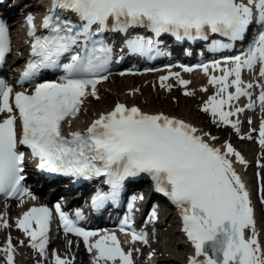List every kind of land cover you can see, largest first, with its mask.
Returning <instances> with one entry per match:
<instances>
[{
  "label": "snow or ice",
  "instance_id": "snow-or-ice-1",
  "mask_svg": "<svg viewBox=\"0 0 264 264\" xmlns=\"http://www.w3.org/2000/svg\"><path fill=\"white\" fill-rule=\"evenodd\" d=\"M26 22L31 38L29 59L17 83H33L46 69H60L64 75L58 81L35 83L30 92H14L0 79V195L18 198L21 203L25 196L36 199L24 184L26 157L20 146L30 150L41 170L84 180L103 178L108 191L96 190L91 200L94 209L117 202L125 181L143 174L150 177L157 193L179 209L183 231L195 249L189 264H264L250 193L230 157L246 162L231 143L225 142L221 151L205 139L209 133L200 134L184 120L123 103L101 113L83 131L63 132V123L80 113L88 96L98 98L97 85L108 79L113 60L108 33L125 36L129 52L151 59L153 52L163 54L159 50L163 34H171L177 41H207L218 34L223 39H214L209 45L215 52L233 47L255 24L258 31L240 54L197 65L205 73L210 66L222 73L210 76L209 84L217 91L202 111L210 113L214 123L239 132V119L231 117L256 107L250 91L256 86L261 89L257 99L264 111V82L242 79V70L252 71L257 65L259 76L264 77V0H51L40 24L44 34H37L31 14ZM137 29H146L150 35H130V30ZM9 52V32L0 22V62ZM182 67L185 72L193 70ZM169 77H176L183 86L190 83L179 72L169 71L159 78L161 87L171 88L164 83ZM241 96L248 97L246 106L233 107L232 102ZM259 143L264 146V121L259 127ZM54 208L63 231L82 237L90 253L95 250L94 264H134L132 250L126 252L114 232L78 226L83 219L80 209L73 219L60 203ZM51 218L47 206H33L16 220L30 247L41 255L46 254ZM151 218H156L155 211ZM124 225L131 227L127 219ZM9 226L3 218L0 227ZM130 234L133 242L148 243L145 232L132 229ZM91 237L98 238L90 241ZM0 251L6 264H14L10 235ZM52 255L53 264H72L67 257Z\"/></svg>",
  "mask_w": 264,
  "mask_h": 264
},
{
  "label": "bare ground",
  "instance_id": "bare-ground-1",
  "mask_svg": "<svg viewBox=\"0 0 264 264\" xmlns=\"http://www.w3.org/2000/svg\"><path fill=\"white\" fill-rule=\"evenodd\" d=\"M18 0H14V3H16ZM25 4V3H24ZM14 23L15 20H12ZM15 34L13 38V55L15 57V62L16 64H19L21 61L20 58L25 54V45H24V39L23 35L20 29H15ZM169 71L171 72H179L180 77L182 79L190 81V86L195 87L199 86L201 89H207L206 91L203 90V92L210 94L212 96L213 94L216 93L217 87H214L213 85L209 84V79H210V74L213 73L214 71L212 69H209L207 73L203 71V69H195L190 72H185L184 70H181L179 68H172V69H165L160 72H148L146 74H124V75H118V74H112L106 81H103L97 86V93H98V98L93 97V96H88L85 99V103L83 104L82 111L80 112L79 115H77L75 118H70L68 120V125L70 126L71 130L77 128V127H84L88 124V122L92 119V117L98 115L102 110H109L111 107L114 105V103L118 100H130L131 104L136 103V97H138V94L140 91H143L147 93V96H158L159 93L157 91H149L150 90V84L147 80V78L151 79V83L155 82L158 84H161L160 77L161 76H166L169 74ZM155 77L158 78V81L155 79ZM116 78H119L120 80L117 82H112L116 81ZM146 78V79H145ZM174 78L176 77H169L167 81H165V84L171 83ZM260 79L261 82H264V77L260 76H254L253 79L249 80L248 78H243L245 82L248 81H253L256 79ZM177 79V78H176ZM111 82V83H109ZM141 82L143 85L141 86ZM106 87L105 89L103 87ZM128 90H133L132 95H127L126 94V89ZM184 88V87H183ZM182 88V89H183ZM259 90V88H257ZM256 91L258 92V90ZM253 89L250 91L252 92ZM213 91V93H211ZM229 91H233V89H229ZM103 92V93H102ZM154 94V95H153ZM253 94V92H252ZM123 97V98H121ZM256 98V97H255ZM254 96H252V99H255ZM115 100V101H114ZM142 101V100H141ZM248 103V97L241 96L238 100H234L232 102L233 107H245L246 104ZM143 107L145 110L148 111H161L160 109H148L144 106ZM256 108H258L257 113L261 114V106L256 105ZM246 109V108H245ZM225 110H228V106H225ZM250 113L254 112L253 110H249ZM238 115V114H237ZM238 117V116H236ZM240 117V116H239ZM0 118H3L2 115H0ZM231 119H233L231 117ZM191 120V119H190ZM70 121V123H69ZM192 123L196 126V128L199 130V133H206L205 130L197 125L193 120H191ZM262 121L261 118L258 120V125ZM240 126V125H239ZM69 128V127H68ZM208 140H211L214 144H217L220 146L223 150H225V147L221 144L216 143L213 139H211L209 136L205 137ZM259 140V138H258ZM235 159V157H234ZM235 162L238 164L239 168L243 171L244 170V165L246 163H240L235 159ZM247 162V161H245ZM244 183L247 187V190L250 193V198H251V185L248 180V176L245 174L244 175ZM64 186V185H63ZM45 200V198H41ZM36 199H30L28 196L23 197V203L20 202V199L17 201H11L7 200L5 201V204H2L0 207V222H2V219L4 218V214L8 212V216L11 217L14 215L18 210V208L22 205H27L30 202L35 201ZM254 205V204H253ZM255 208V205H254ZM257 207L255 208V210ZM166 215L164 214L163 217ZM255 216L257 218L258 216V211H256ZM257 227V225H256ZM5 227H0V231L5 230ZM50 229H53L52 231V238L56 241V243H53L52 245L50 244L48 247L49 253L51 251H55L59 253L62 258L67 257L71 259L72 264H88L89 257H90V252L88 251H83L80 249L79 251H75V249L79 248L80 246L83 245V239L79 237H75L71 234H62V233H55L54 227L52 223H50ZM165 243L164 245L159 249V254L157 259L149 258L146 261L143 262V264H179L182 263L183 260V252L182 246L185 244L187 245L185 239L181 236V229L180 226L172 227L169 229H165ZM60 236V237H57ZM260 240V237H259ZM53 241V240H52ZM69 241H72L71 244H69ZM176 242V243H175ZM3 243V241L1 242ZM260 243L262 246H264V243L262 240H260ZM181 246V248H180ZM66 251H69V253H66ZM1 253V251H0ZM79 254L76 257V254ZM182 255L180 257V255ZM156 260V261H155ZM139 261V260H137ZM184 261V260H183ZM134 264H137V262L133 261ZM141 262V261H140Z\"/></svg>",
  "mask_w": 264,
  "mask_h": 264
},
{
  "label": "rangeland",
  "instance_id": "rangeland-1",
  "mask_svg": "<svg viewBox=\"0 0 264 264\" xmlns=\"http://www.w3.org/2000/svg\"><path fill=\"white\" fill-rule=\"evenodd\" d=\"M155 79L158 81L157 77H155ZM119 80V78H116V81L112 82H117ZM147 80L150 84L149 91H157L159 95L157 97L152 95L147 96L146 91L144 92L142 89L138 97H136L137 103H140L142 106L144 104L148 109L165 110L193 120L197 125L202 127L206 133L210 134L209 137L211 139L212 137H216L214 140L216 143L224 147L225 142L231 143L233 148L243 156L244 160L250 162L244 165V171L248 176V180H250L253 198L256 204L259 205L257 232L264 243V146L260 145L257 140V124L254 119L255 113L252 116H250V114H243L238 118H235L236 115L233 116L234 120L239 119L240 121L239 132H237L230 125L214 123L210 113L202 111V106L208 100V93L203 92V89L199 88V86L191 87L190 84L183 86L174 78L171 83L166 84L171 85V88H168L167 86L161 87V84L155 82L151 83L150 78H147ZM142 85L143 83L141 82V86ZM103 88L105 89L106 87L104 86ZM186 92H192L193 94L186 95ZM126 94L132 95L133 90H128L127 88ZM127 101L130 102L128 99ZM250 120L252 121L249 122ZM249 136H251V139L248 138ZM182 247L183 252L181 254L189 249L185 245ZM181 256L182 255H180V257ZM0 264H2L1 257ZM179 264H183V262Z\"/></svg>",
  "mask_w": 264,
  "mask_h": 264
}]
</instances>
